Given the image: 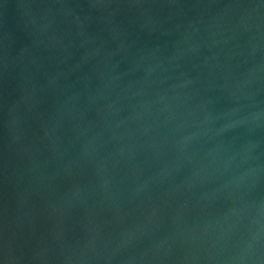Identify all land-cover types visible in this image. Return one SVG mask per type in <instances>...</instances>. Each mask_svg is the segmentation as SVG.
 Segmentation results:
<instances>
[{"label":"water","instance_id":"95a60500","mask_svg":"<svg viewBox=\"0 0 264 264\" xmlns=\"http://www.w3.org/2000/svg\"><path fill=\"white\" fill-rule=\"evenodd\" d=\"M0 264H264V0H0Z\"/></svg>","mask_w":264,"mask_h":264}]
</instances>
